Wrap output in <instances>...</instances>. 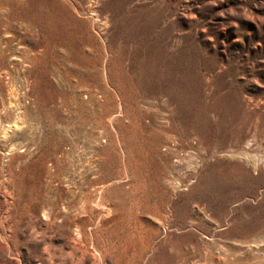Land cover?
I'll use <instances>...</instances> for the list:
<instances>
[{"label": "rangeland", "instance_id": "rangeland-1", "mask_svg": "<svg viewBox=\"0 0 264 264\" xmlns=\"http://www.w3.org/2000/svg\"><path fill=\"white\" fill-rule=\"evenodd\" d=\"M0 264H264V0H0Z\"/></svg>", "mask_w": 264, "mask_h": 264}]
</instances>
